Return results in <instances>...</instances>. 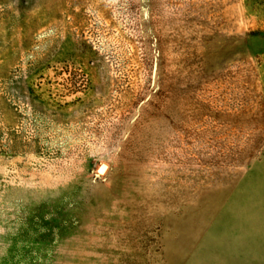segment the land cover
<instances>
[{
    "label": "rangeland",
    "instance_id": "obj_1",
    "mask_svg": "<svg viewBox=\"0 0 264 264\" xmlns=\"http://www.w3.org/2000/svg\"><path fill=\"white\" fill-rule=\"evenodd\" d=\"M251 187L264 0H0V264H179L171 215Z\"/></svg>",
    "mask_w": 264,
    "mask_h": 264
},
{
    "label": "bare ground",
    "instance_id": "obj_2",
    "mask_svg": "<svg viewBox=\"0 0 264 264\" xmlns=\"http://www.w3.org/2000/svg\"><path fill=\"white\" fill-rule=\"evenodd\" d=\"M232 191L231 188L216 189L202 197L195 207L183 208L178 218L171 215V234L176 233L172 234L176 240L172 242L170 236L166 245L173 248L172 251L168 249V253H177L179 264L249 263L255 246L254 231L257 226L264 225V211H258L256 205L259 189L242 190L236 202L225 207ZM223 208L233 215L227 213L224 223L210 228L212 221L218 219L219 222ZM254 219L257 221L252 225Z\"/></svg>",
    "mask_w": 264,
    "mask_h": 264
}]
</instances>
